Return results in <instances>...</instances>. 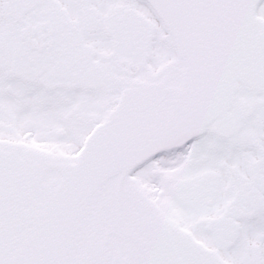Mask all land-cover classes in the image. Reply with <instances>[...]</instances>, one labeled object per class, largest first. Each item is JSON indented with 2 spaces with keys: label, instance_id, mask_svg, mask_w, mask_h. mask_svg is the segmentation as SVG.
<instances>
[{
  "label": "snow or ice",
  "instance_id": "snow-or-ice-1",
  "mask_svg": "<svg viewBox=\"0 0 264 264\" xmlns=\"http://www.w3.org/2000/svg\"><path fill=\"white\" fill-rule=\"evenodd\" d=\"M0 264H264V0H0Z\"/></svg>",
  "mask_w": 264,
  "mask_h": 264
}]
</instances>
